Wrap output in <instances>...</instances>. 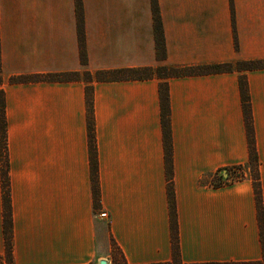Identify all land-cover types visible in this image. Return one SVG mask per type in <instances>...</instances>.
Wrapping results in <instances>:
<instances>
[{
    "label": "crops",
    "instance_id": "crops-1",
    "mask_svg": "<svg viewBox=\"0 0 264 264\" xmlns=\"http://www.w3.org/2000/svg\"><path fill=\"white\" fill-rule=\"evenodd\" d=\"M248 61H264V0H0L7 158L0 156V264H7L3 168L13 264H96L110 259L113 244L127 264L171 262L172 222L182 264H264L251 179L213 185L220 170L248 161L243 77L264 216V68L236 66ZM225 63L231 71L156 74L160 67ZM125 69L152 72L147 79H116L115 72ZM74 72L80 75L76 80L10 82ZM98 73L112 78L98 81ZM164 82L173 221L161 124ZM103 212L107 218L99 216Z\"/></svg>",
    "mask_w": 264,
    "mask_h": 264
},
{
    "label": "trees",
    "instance_id": "trees-1",
    "mask_svg": "<svg viewBox=\"0 0 264 264\" xmlns=\"http://www.w3.org/2000/svg\"><path fill=\"white\" fill-rule=\"evenodd\" d=\"M156 38L158 42V52L160 57L164 56V47L162 41V34L160 31L159 23L156 27ZM80 42L82 41V34L80 31ZM82 47V46H81ZM81 62L85 65L86 59L83 52L81 51ZM240 69L254 70L264 68V61H248L239 62L236 65ZM232 65L229 63L209 65V66H199L193 68H165L160 67L156 69V74L161 78L166 77H180L184 75L192 74H212L221 73L226 71H231ZM151 69H125L115 72L116 79L127 80V79H147L151 76ZM163 72V73H161ZM1 74V67H0ZM83 75L87 80H90V74L84 72ZM79 73H63V74H46L40 76L32 77H14L10 79V82H39V81H69L76 80L79 78ZM98 81H109L112 78V74L98 73L96 75ZM240 90L242 93V107L244 113V121L247 133L248 141V161L244 165L248 169V176L252 181L255 203L257 208L258 223L260 230V239L262 243V254L264 259V216L261 203V187L259 179V162L257 157V152L254 145V132L253 124L250 112V102L249 96L246 88V83L243 77L239 79ZM160 101H161V124L163 130L165 153H166V168H167V179H168V199L170 203V210L172 215V221L174 219V206H173V193H172V163H171V147H170V127H169V99L167 84L160 83ZM86 107H87V130H88V146L90 155V166H91V181L93 185V193L96 204L99 201V190H98V174H97V151L96 143L94 138V128H93V105H92V87H86ZM0 156L2 161H6V121H5V111H4V96L3 91L0 90ZM6 166V163H5ZM219 178H222L224 174H219ZM3 178V201H4V234H5V261L7 264H13L12 253H11V226H10V204H9V193H8V182H7V171L5 168L2 169ZM214 186L219 187L215 184ZM1 262V257H0ZM111 264H127L125 258L119 248L113 244L110 256ZM157 264H182L179 250H178V239L176 233L175 222H172V261L167 263H157Z\"/></svg>",
    "mask_w": 264,
    "mask_h": 264
},
{
    "label": "built area",
    "instance_id": "built-area-1",
    "mask_svg": "<svg viewBox=\"0 0 264 264\" xmlns=\"http://www.w3.org/2000/svg\"><path fill=\"white\" fill-rule=\"evenodd\" d=\"M219 174H224V176L222 178H219ZM246 176H248V169H246L243 165L230 166L218 172V179L213 183V185L217 184L219 186H224L242 180ZM99 216L101 218H107V215L104 212L99 213Z\"/></svg>",
    "mask_w": 264,
    "mask_h": 264
},
{
    "label": "water",
    "instance_id": "water-1",
    "mask_svg": "<svg viewBox=\"0 0 264 264\" xmlns=\"http://www.w3.org/2000/svg\"><path fill=\"white\" fill-rule=\"evenodd\" d=\"M99 264H106V261L102 260V261L99 262Z\"/></svg>",
    "mask_w": 264,
    "mask_h": 264
},
{
    "label": "rangeland",
    "instance_id": "rangeland-1",
    "mask_svg": "<svg viewBox=\"0 0 264 264\" xmlns=\"http://www.w3.org/2000/svg\"><path fill=\"white\" fill-rule=\"evenodd\" d=\"M96 264H99V263H96ZM106 264H111L110 259H108V261H106Z\"/></svg>",
    "mask_w": 264,
    "mask_h": 264
}]
</instances>
